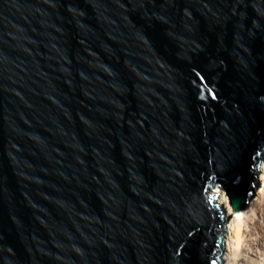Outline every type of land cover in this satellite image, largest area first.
<instances>
[{
	"label": "water",
	"instance_id": "95a60500",
	"mask_svg": "<svg viewBox=\"0 0 264 264\" xmlns=\"http://www.w3.org/2000/svg\"><path fill=\"white\" fill-rule=\"evenodd\" d=\"M264 164V0H0V264H222Z\"/></svg>",
	"mask_w": 264,
	"mask_h": 264
},
{
	"label": "bare ground",
	"instance_id": "6f19581e",
	"mask_svg": "<svg viewBox=\"0 0 264 264\" xmlns=\"http://www.w3.org/2000/svg\"><path fill=\"white\" fill-rule=\"evenodd\" d=\"M261 162V161H260ZM259 162V163H260ZM258 180L261 189L257 198L253 200L250 215L245 210L239 213H231V208L225 194L214 188V194L224 212L231 215L230 221L226 224V255L223 260L227 264H264V164L260 163L258 169ZM252 200V199H251ZM250 217L252 227L248 228L245 220Z\"/></svg>",
	"mask_w": 264,
	"mask_h": 264
},
{
	"label": "rangeland",
	"instance_id": "374dc122",
	"mask_svg": "<svg viewBox=\"0 0 264 264\" xmlns=\"http://www.w3.org/2000/svg\"><path fill=\"white\" fill-rule=\"evenodd\" d=\"M262 162V161H261ZM260 162V163H261ZM260 163L258 164V169H259V167H260ZM218 189V188H217ZM261 189V184H260V186L258 187V189L256 190V192H255V194H254V196H253V198H252V200L250 201V203H249V206H248V208H246V210H245V213H247V216H249L251 213L249 212L250 211V209H251V204H252V202H253V200L254 199H256L257 198V195H258V193H259V190ZM212 190H213V192H214V188H212ZM219 190V189H218ZM225 221H226V224L230 221V219H231V215H229V214H227V213H225ZM252 221H250V217L249 218H247L246 220H245V224H246V226L248 227V228H244V230H245V232H247L251 227H252ZM225 239H226V230H225V235H224V243H223V248H222V253H221V260H222V258L224 259L225 258V255H226V243H225ZM222 262V264H227V261L226 260H223V261H221Z\"/></svg>",
	"mask_w": 264,
	"mask_h": 264
}]
</instances>
